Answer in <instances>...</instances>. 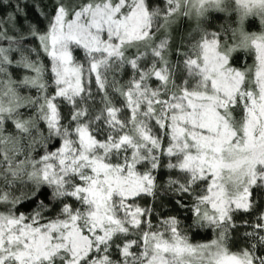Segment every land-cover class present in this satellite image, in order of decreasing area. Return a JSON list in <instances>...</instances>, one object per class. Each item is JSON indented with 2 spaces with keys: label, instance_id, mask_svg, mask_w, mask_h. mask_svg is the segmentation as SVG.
Wrapping results in <instances>:
<instances>
[{
  "label": "snow or ice",
  "instance_id": "snow-or-ice-1",
  "mask_svg": "<svg viewBox=\"0 0 264 264\" xmlns=\"http://www.w3.org/2000/svg\"><path fill=\"white\" fill-rule=\"evenodd\" d=\"M0 264H264V0H0Z\"/></svg>",
  "mask_w": 264,
  "mask_h": 264
}]
</instances>
